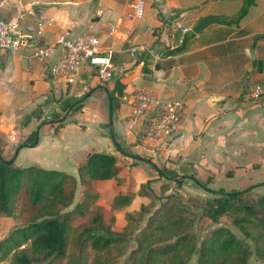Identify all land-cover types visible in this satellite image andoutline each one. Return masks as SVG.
I'll return each mask as SVG.
<instances>
[{
	"label": "crops",
	"instance_id": "0c3cea01",
	"mask_svg": "<svg viewBox=\"0 0 264 264\" xmlns=\"http://www.w3.org/2000/svg\"><path fill=\"white\" fill-rule=\"evenodd\" d=\"M145 1L148 5L146 16L136 23L125 17L132 0H97L95 10L89 6L74 8L70 14L79 20L67 26L48 8L45 16L56 22L46 29L39 43L56 44L58 36L70 29L73 38L83 34L98 36L103 47L114 50V59L117 54L123 56L127 43L144 48L159 42L157 44L163 49L166 43L146 34L145 29L165 34L168 28L162 16L166 12L179 14L182 19L186 16L183 11L201 8L206 2L209 4L200 13L197 24L205 18L218 20L208 23L200 34L194 35L200 42L203 36L210 42L187 46L183 53L176 55L174 53L180 48L169 46L165 50L169 59L167 67L152 65L148 76L131 71L132 64H116L113 60L114 76L110 82L102 83L95 69L86 66L79 71L72 86L55 82L48 64L30 61L31 50L7 57L0 67V154L21 169L39 167L75 177L81 195L84 186L79 179L80 166L93 153L114 155L125 165L119 179L96 183L99 200L107 197L112 202L117 193L123 191L125 195H134L133 202L140 205L141 187L151 180H158L155 185L162 187L164 181H172L171 174L177 178L172 182L179 185L196 178L202 184L195 183L196 186L209 195V190L233 192L264 188L259 186L264 183V98L259 101L243 98L234 83V70L228 64L230 52L218 57L214 51L217 46H237L256 33L263 34L264 4L251 18L246 16L238 24L222 25L221 19H227L225 23H228L237 17L232 16L240 12L243 0ZM236 2L239 9L235 12L231 6ZM224 9L228 13H222ZM99 10L103 11L101 18L97 16ZM174 20L179 23L176 29L188 27L178 18ZM117 24L118 34L110 35V25ZM194 25L189 26L191 32ZM130 26L139 29L140 35L134 34ZM238 34L239 38H234ZM170 51L172 55L168 54ZM237 54L242 53L238 51ZM85 87L88 92L84 91ZM140 87H153L164 99L179 98L185 102L180 131L161 147L153 146L146 139V119L133 117L131 113L126 91ZM150 185L158 194V187Z\"/></svg>",
	"mask_w": 264,
	"mask_h": 264
},
{
	"label": "trees",
	"instance_id": "16d2710c",
	"mask_svg": "<svg viewBox=\"0 0 264 264\" xmlns=\"http://www.w3.org/2000/svg\"><path fill=\"white\" fill-rule=\"evenodd\" d=\"M254 4L255 0H244L237 17L219 23L238 24ZM194 37L187 36L185 43ZM185 43L177 49L179 52L185 49ZM113 101L112 97V112ZM121 172L114 155L91 154L79 168L84 186L82 199L70 209L78 192L79 181L75 177L39 167L21 169L0 154V218L28 219L0 241V264H118L128 248L127 236L136 230L134 224L141 226L145 220L146 227L137 237L138 247L130 264H189L194 255L198 256V264H251L252 254L264 261V194L255 196L254 188H250L233 192L209 190L213 197L206 199L190 197L191 201H201L204 216L213 223L232 217L234 226L253 243V249L228 228L215 229L198 247L196 235L190 233L194 226L192 217L179 215L183 209L180 200L171 197L165 202L164 193L156 194L149 188L150 183L141 187L140 208L126 214L128 225L118 235L113 230L115 212L131 206L135 196L118 192L113 201L114 214L110 215L99 206L96 183L118 180ZM193 181L202 186L196 178ZM23 191L26 197L20 206L18 200ZM156 202L162 205L153 212Z\"/></svg>",
	"mask_w": 264,
	"mask_h": 264
},
{
	"label": "built area",
	"instance_id": "2783aa9c",
	"mask_svg": "<svg viewBox=\"0 0 264 264\" xmlns=\"http://www.w3.org/2000/svg\"><path fill=\"white\" fill-rule=\"evenodd\" d=\"M147 2L132 0L125 17L129 22H140L146 16ZM48 8L40 4H24L23 0H0V67L6 58L31 50L30 61L48 64L52 79L66 86H72L79 71L86 66L95 69L102 83H108L114 76V50L105 48L100 38L93 34L72 37L71 30L59 35L56 44H41L39 39L46 29L56 20L46 17ZM103 17V11L97 12ZM175 15L171 14L173 19ZM167 19L168 30L174 27V19ZM122 22V20H121ZM120 22V24H121ZM119 25H110V35L118 34ZM146 29V34H151ZM182 35L176 40V46H182L190 29H181ZM175 47V45H173ZM146 47L133 48L135 54ZM88 92V88H84ZM133 117L146 119L144 135L155 147H161L181 129L185 114V102L179 98L164 99L153 87L133 88L126 91ZM247 98L252 101L264 98V78L249 85Z\"/></svg>",
	"mask_w": 264,
	"mask_h": 264
},
{
	"label": "rangeland",
	"instance_id": "374dc122",
	"mask_svg": "<svg viewBox=\"0 0 264 264\" xmlns=\"http://www.w3.org/2000/svg\"><path fill=\"white\" fill-rule=\"evenodd\" d=\"M85 1L87 2V4H84ZM96 1L97 0H23V3L24 4H40V5L46 6L47 8L52 9L51 14L54 15V12H55L58 15V17L62 18L63 24L67 26L70 23H72L76 20H79L77 17L74 19V17H72V15L70 14L72 9L79 8V7L81 8L83 6H86V7L89 6V8L91 7L93 10H95L96 9L95 6L97 4ZM231 2H232V0H231ZM224 3H226V1ZM228 3H230V2H228ZM237 3L238 2H236L233 6H231L232 9H235V12L237 11L236 9H239V5L237 6ZM243 3H244V0H243ZM208 4H209V2H206V3H204V5H202L201 8L195 7V8H189V9L183 11L186 13V16H184V18H182V19L179 17V14L175 15L173 17V19L176 17L180 20V22L183 21V25L187 24L186 26H188V27L179 26L178 29H176L177 25H179V23L175 22V20H174V23H175L174 29L178 30L177 33H175L174 29L168 30L165 32V34H160V35L154 29H153L154 31L153 30L151 31V35H153L154 38L157 39V41H163L166 43L165 48L162 49V45L157 44L159 42L151 43L150 47L148 45L141 44L143 46L145 45L146 48L149 47V49L147 48V51L145 53H142L141 50H139L133 57L131 51L135 47H132L130 44L127 43L123 47V49H124L123 56H122V54H117L116 58H115V63L120 64L122 62L123 63L125 62L127 64H132L131 71H133V70L140 71L144 76L149 75L150 66H152V65H157V66H159V68H166L169 59H167L168 55L166 54L165 50L168 49L169 46L171 47L172 45H175V49L184 47L183 46L184 44L180 47L176 46V40L182 35L181 29H184V28L190 29L189 26L197 24L198 19L200 17V13L202 12V10H204V8H206L208 6ZM263 4H264V0H255V4L250 7L249 12L247 14L248 19L252 17V15L254 14L255 11L257 12L259 9H262ZM224 10H226V11L225 12L222 11V13H228L227 9H224ZM86 12H88V9L86 10ZM172 13L173 12L169 11V13L166 12L167 15L165 14V16H162L163 20L166 19L165 24L168 23L167 19H172V17H171ZM237 14H235L232 17L237 16ZM173 19H172V21H173ZM168 27H169V25L166 28H168ZM130 29L132 30V32L134 34L140 35L139 29H136L133 26H130ZM145 31H146V29H145ZM190 32H191V30H190ZM234 38H239V34L236 35ZM200 40H201V42L196 39V35H195V38H193V40L191 39L187 43H185V49L187 48V46L193 47L196 44L204 45V44H207L206 42H210V41H207L204 36L201 37ZM227 44H229V43H227ZM225 45L226 44L221 45V46H217L214 51L218 57L223 56L224 54L230 52L229 54L231 55V58H230L231 63L228 61V64L234 70V76H235L234 83H235V85H237V89L241 90V93H242L241 95L243 96V98H246L249 85H251L253 83H257L263 79L262 78V67H263V72H264V55H263V52H264V33L263 34H262V32L256 33V34L252 35L251 37H249L247 40H244V42H242V44L237 45V46H234V44L233 45L231 44V46H229V48H226ZM254 45H256L254 50H255L257 65H256V68H254L251 72H247V69L253 68V61L251 60V57H250L248 52L250 49H252V47ZM158 46H160L161 48H159ZM246 48H249V50L245 51ZM185 49L181 52H179L177 50L174 53V55L183 53L185 51ZM238 51L241 52L242 54H237ZM138 66H139V68H138ZM233 70H231V71L233 72ZM126 72H129V71H126ZM123 74H124V72H123ZM241 77L243 79H241ZM257 101H259V100H257ZM118 164L121 168L124 169L125 165L123 162L118 160ZM170 178L172 179V181H175V182L177 180V178L174 174H171ZM262 180H264V173L262 175ZM172 181H170V182L164 181V184L162 187L155 185L156 183H158V180H151L150 184L152 183L153 187H158L156 189V192H158V195H160L161 192L164 193L162 196L165 197V200H164L165 202H167L168 198L170 199L171 197H175L178 200H180V203H181V206L183 207V209H182V213H179V215H183L184 213H186L185 215H189L192 217V219L194 221V226L190 230V233H193L194 235H196L197 240H198V247H200L203 239L206 236H208L215 229L228 228L239 239L246 240L248 242V245L251 247V249H253L252 248L253 243L251 241L247 240L243 236L241 231L234 226L232 217L226 216V217L221 218L218 223H213L212 221H210L208 218H206L204 216L203 208L201 207V204H202L201 201L194 202V201L190 200L191 199L190 197H194L197 200H199V199H206V197L212 198L213 197L212 195H209V193L207 194L202 189H199L193 180H189L187 183L183 182V185H182V183H181V185L174 184ZM163 187L165 190H162ZM149 188L152 189L151 185L149 186ZM123 194H125V192H123ZM263 194H264V188H259V189L255 190V196L256 195H263ZM200 195H209V196L203 197ZM25 197H26V194H25V191H23L19 197V200H18L20 206H21V203H23L25 201ZM81 199H82V195H81V191L79 189L76 196H75L74 205L70 209H73L75 207V205L81 201ZM166 199H167V201H166ZM172 200L174 201V199H172ZM98 203H99V206H102L104 209H106L110 215L114 214L112 211L113 210L112 209L113 202L110 200V198L105 197V198L99 200ZM156 205H158V206L156 207V209L153 210V212L161 207L162 202H160V203L156 202ZM139 208H140V205H138V202H133L131 204V206H129L123 210L115 212V226H114L113 230L116 232V234L120 235V234L124 233L125 228L128 225V222L126 220V214L138 211ZM27 222H28V219L23 217V216L18 217V218L16 217L15 219H13V218H10V219L0 218V240L3 237H5L4 235H7L12 229L16 228L17 226L25 225ZM133 223H135V221H133ZM146 223L147 222L145 220V222H143V224H141V226L140 225L135 226V224H134L133 227L136 228V230H135L133 235L127 236L128 240H129L128 241V248H127L125 254L122 256V258H120L118 264H130L131 263L132 256H133L132 253L138 247L137 237L139 236L140 232L146 227ZM249 261L251 264H264V261L260 260L255 254H252ZM189 264H198V256L194 255Z\"/></svg>",
	"mask_w": 264,
	"mask_h": 264
},
{
	"label": "water",
	"instance_id": "95a60500",
	"mask_svg": "<svg viewBox=\"0 0 264 264\" xmlns=\"http://www.w3.org/2000/svg\"><path fill=\"white\" fill-rule=\"evenodd\" d=\"M218 19L217 18H205V19H203V20H201L195 27H194V29L192 30V32H191V36L192 35H194V34H198V33H200V31H202L203 29H204V27L208 24V23H210V22H212V21H217ZM223 22H227L228 20L227 19H225V18H223V19H221ZM255 46L256 45H254L253 47H252V49H250L249 50V55H250V57H251V60L253 61V66L254 67H256V65H257V61H256V56H255ZM172 52L173 51H170L168 54L169 55H172Z\"/></svg>",
	"mask_w": 264,
	"mask_h": 264
}]
</instances>
